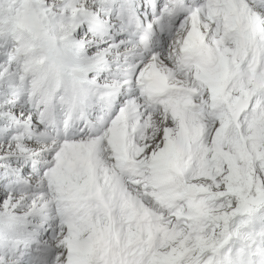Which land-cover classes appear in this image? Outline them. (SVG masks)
<instances>
[{"label":"snow or ice","instance_id":"snow-or-ice-1","mask_svg":"<svg viewBox=\"0 0 264 264\" xmlns=\"http://www.w3.org/2000/svg\"><path fill=\"white\" fill-rule=\"evenodd\" d=\"M0 264H264V0H0Z\"/></svg>","mask_w":264,"mask_h":264}]
</instances>
